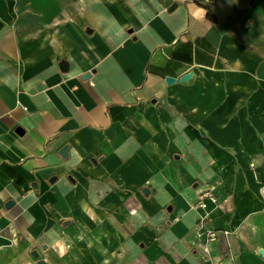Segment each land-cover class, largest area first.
<instances>
[{
    "label": "crops",
    "instance_id": "1",
    "mask_svg": "<svg viewBox=\"0 0 264 264\" xmlns=\"http://www.w3.org/2000/svg\"><path fill=\"white\" fill-rule=\"evenodd\" d=\"M0 264H264V0H0Z\"/></svg>",
    "mask_w": 264,
    "mask_h": 264
},
{
    "label": "built area",
    "instance_id": "2",
    "mask_svg": "<svg viewBox=\"0 0 264 264\" xmlns=\"http://www.w3.org/2000/svg\"><path fill=\"white\" fill-rule=\"evenodd\" d=\"M207 201H209L215 207H217L221 202V195L217 185H211L209 189L200 196V199L197 203V207L198 210L202 211V215L200 217L201 221L207 220L210 217V212H207L208 209V205L206 203ZM215 237L216 234L214 232H208L204 235H200L199 240L200 242H206V241L214 240Z\"/></svg>",
    "mask_w": 264,
    "mask_h": 264
},
{
    "label": "water",
    "instance_id": "3",
    "mask_svg": "<svg viewBox=\"0 0 264 264\" xmlns=\"http://www.w3.org/2000/svg\"><path fill=\"white\" fill-rule=\"evenodd\" d=\"M53 49L54 50H57V47L54 45L53 46ZM64 69L66 70V64H65V68ZM87 77H88V75H87ZM188 78H189V75H186L185 77L182 78V81H186ZM166 82L167 83H172L173 82V79H170V78L169 79H166ZM66 154H67V148H64L63 151H62V155L64 157H66Z\"/></svg>",
    "mask_w": 264,
    "mask_h": 264
}]
</instances>
